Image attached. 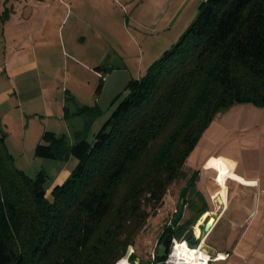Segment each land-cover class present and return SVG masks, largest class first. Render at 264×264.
Here are the masks:
<instances>
[{
    "label": "trees",
    "instance_id": "trees-1",
    "mask_svg": "<svg viewBox=\"0 0 264 264\" xmlns=\"http://www.w3.org/2000/svg\"><path fill=\"white\" fill-rule=\"evenodd\" d=\"M95 69L100 95L112 67ZM235 103L264 106V0H203L179 40L131 78L92 140L78 133L68 144L45 130L36 156L77 160L62 182L48 187L42 170L16 168L0 128V264H116L213 117ZM79 112L101 110L95 103ZM197 178L196 170L180 195L194 207L193 193L200 213L207 203ZM195 219L164 225L158 243L175 237L195 246Z\"/></svg>",
    "mask_w": 264,
    "mask_h": 264
},
{
    "label": "crops",
    "instance_id": "crops-1",
    "mask_svg": "<svg viewBox=\"0 0 264 264\" xmlns=\"http://www.w3.org/2000/svg\"><path fill=\"white\" fill-rule=\"evenodd\" d=\"M190 7L191 0H0L1 131H10L18 120L17 129H33L34 145L45 130L64 135L68 144L78 133L88 137L102 111L88 115L79 110L97 103L102 74L95 67L122 68L139 77L145 41H151L147 57L158 53L160 35L164 41L174 37L190 17ZM27 117L44 122L28 124ZM72 160H59L65 168L53 184L69 175ZM202 167L237 178L227 177L225 194L215 175L206 181L214 204L206 212L214 219L201 235L197 224L194 238L220 255L214 263L264 264V178L247 176L224 153L209 155Z\"/></svg>",
    "mask_w": 264,
    "mask_h": 264
},
{
    "label": "rangeland",
    "instance_id": "rangeland-1",
    "mask_svg": "<svg viewBox=\"0 0 264 264\" xmlns=\"http://www.w3.org/2000/svg\"><path fill=\"white\" fill-rule=\"evenodd\" d=\"M201 1L202 0H191L190 17L186 19L185 23L182 25L176 24L173 26L174 29L180 25L178 30H176L174 37H170V39L164 41L161 37L162 35H160L158 38V43L160 44L158 53L152 52L147 57L146 44L151 41H145V55L141 57L142 63L140 64L138 71L139 77L146 73L147 68L154 60L158 59L166 49H169L179 40L182 33L189 27L196 17L198 6ZM172 33L173 31L169 32V34ZM134 74L136 73L133 72V75ZM112 109L113 107L109 108L106 112L101 113L88 134L89 140L94 138V134L109 117ZM26 121L28 124L38 121L40 125L44 122V120L39 117L34 121L31 120V118L28 120L27 117ZM15 123H17L18 126L21 124L18 120L12 121L13 128L10 131L5 129L3 132L5 134L6 149L13 156V165L29 176H35L42 170L48 177L46 186H52L54 178L61 169L65 168L63 164L66 160H64V163H61V161L56 159L36 156V145L33 143L35 137L33 136V129L29 128L24 132L19 127L18 129L17 127H14ZM220 153L232 156L239 164V167L243 168L242 170L247 176L264 178V106H257L252 103H235L232 106L219 111L213 117L183 164V175L171 183L157 212L148 218L145 227H143V229L137 234L134 243L128 247L126 257L131 251L128 255L129 263L134 264V261L138 258L141 260L142 264H149V262H147L149 254L164 225L169 223L171 217L176 212L177 205L181 199L180 191L186 185L188 178L194 171H198V178L195 183L196 189L202 193L203 198L207 203V207H214V204L206 191L205 183L208 179L214 177L215 172H213V170L209 171L203 169L202 164L209 155H218ZM211 157L224 158L222 156ZM72 159L75 163L72 166L68 165L69 173L77 164V160L74 157H72ZM208 162L221 161L218 159H211L208 160ZM209 167L219 168L215 165H205V168ZM186 198H192L196 204L194 207H190L188 203L185 204L183 215L179 223H182L189 218H196L194 225L192 226L193 232L194 226L206 210L200 213L197 211L201 202L193 193H187ZM219 263L220 262L214 264Z\"/></svg>",
    "mask_w": 264,
    "mask_h": 264
},
{
    "label": "water",
    "instance_id": "water-1",
    "mask_svg": "<svg viewBox=\"0 0 264 264\" xmlns=\"http://www.w3.org/2000/svg\"><path fill=\"white\" fill-rule=\"evenodd\" d=\"M131 76L126 69L114 68L112 69L104 79V83L101 89V93L97 99V104L102 112H106L114 100L127 88L131 81ZM184 201L180 199L175 215L171 219V224L176 225L179 223L183 211ZM211 227L209 219L204 221L202 225L203 232H207ZM199 249L211 256L216 254L213 247L207 244L203 239H198ZM166 253V244L161 242L158 244L157 255L163 257ZM137 261V258H136Z\"/></svg>",
    "mask_w": 264,
    "mask_h": 264
},
{
    "label": "built area",
    "instance_id": "built-area-1",
    "mask_svg": "<svg viewBox=\"0 0 264 264\" xmlns=\"http://www.w3.org/2000/svg\"><path fill=\"white\" fill-rule=\"evenodd\" d=\"M170 222V221H169ZM204 222L200 224L202 233V225ZM196 226H194V233L196 232ZM197 236V234H196ZM199 236V235H198ZM158 241L155 242L150 254L149 259L147 262L149 264H214L215 260L220 257L219 254H215L214 256H211L199 249V243H197L195 246L190 245L186 239H178L175 237H172L170 239V242L168 245H166V253L163 256V260L157 261L156 257L157 255V249H158ZM131 253V251L128 253V255ZM128 255L125 259L128 262ZM124 256L122 258H124ZM121 258V259H122ZM128 264H131L128 262ZM134 264H142L141 260L137 258V261H134Z\"/></svg>",
    "mask_w": 264,
    "mask_h": 264
},
{
    "label": "bare ground",
    "instance_id": "bare-ground-1",
    "mask_svg": "<svg viewBox=\"0 0 264 264\" xmlns=\"http://www.w3.org/2000/svg\"><path fill=\"white\" fill-rule=\"evenodd\" d=\"M213 172H215V171H213ZM213 175V174H212ZM227 177H235V178H237V176H235L234 174H232V173H229V172H216V174H215V177H214V179H216L218 182H219V184H220V189H221V191L225 194L226 192H225V190H226V184H225V182H226V179H227ZM209 213L208 212H204L203 214H202V216L199 218V220L200 219H203V221H199L198 220V222H197V224L200 226V224L202 223V222H204L206 219H209V222L212 224V221H213V216H209L208 215ZM209 216V217H208ZM208 217V218H207ZM201 230V226H200V229H199V227L197 228V231H198V233H200V235L202 234V230ZM116 264H128V262L126 261V259L125 258H122V259H120V260H118L117 262H116Z\"/></svg>",
    "mask_w": 264,
    "mask_h": 264
}]
</instances>
